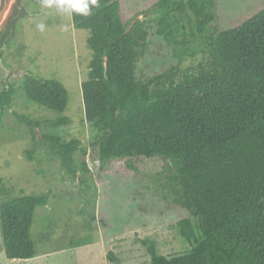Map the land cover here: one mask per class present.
<instances>
[{
	"label": "trees",
	"instance_id": "1",
	"mask_svg": "<svg viewBox=\"0 0 264 264\" xmlns=\"http://www.w3.org/2000/svg\"><path fill=\"white\" fill-rule=\"evenodd\" d=\"M253 9L225 28L218 24L217 0H157L131 23L122 22L118 0H99L89 16L71 14L73 28L89 32L92 57L81 94L85 121L96 131L91 147L97 150V179L110 162H120L114 173L127 178L143 164L161 161L169 172L163 200L186 214L175 229L189 249L167 258L156 253L153 241L141 240L149 264H264V4ZM14 18L9 15L0 31L1 46ZM149 31L178 65L137 77ZM185 62L194 65L180 68ZM20 89L26 100L54 113L68 104L66 89L54 79L24 75ZM15 94L11 85L0 92V117ZM14 117L30 135L41 125ZM69 123L61 116L48 125ZM41 144L56 153L68 177L91 173L84 161L77 164L76 155H85L79 140L44 133ZM0 195L5 257L35 258L30 228L48 196L10 197L4 186ZM105 219L101 212L102 231ZM106 257L117 261L111 252Z\"/></svg>",
	"mask_w": 264,
	"mask_h": 264
},
{
	"label": "rangeland",
	"instance_id": "2",
	"mask_svg": "<svg viewBox=\"0 0 264 264\" xmlns=\"http://www.w3.org/2000/svg\"><path fill=\"white\" fill-rule=\"evenodd\" d=\"M118 1L122 22L131 23L157 0ZM15 3L21 9L17 15ZM217 3L218 24L225 28L247 15L243 13L250 7L260 8L264 0ZM9 15L15 17V26L6 44L0 45V92L11 85L16 94L10 109L0 117V187L10 197L47 195V206L34 213L31 237L38 253L67 251L48 259L11 262L4 255L0 230V264H149L150 256L141 243L145 239L154 242L158 255L169 258L185 253L189 245L178 235L175 224L186 214L163 200L162 186L169 173L163 162H147L139 173L127 178L114 173L120 162H110L101 171V180L97 179V150L91 147L96 131L85 121L81 94L92 57L86 46L89 32L74 29L71 15L45 7L42 0H0V31L6 30L3 25ZM41 23L43 31L37 28ZM149 32L150 45L137 65V77H150L178 65L164 42ZM191 65L185 62L180 68ZM24 75L59 81L68 93L64 112L54 113L26 100L20 89ZM14 114L41 125L30 135V129ZM61 116L70 123L51 129L48 123ZM44 133L82 142L85 155L79 152L76 161H84L91 173L68 177L60 169L56 153L41 144ZM101 212L108 223L104 231L98 223ZM110 252L116 262L106 259Z\"/></svg>",
	"mask_w": 264,
	"mask_h": 264
},
{
	"label": "clouds",
	"instance_id": "3",
	"mask_svg": "<svg viewBox=\"0 0 264 264\" xmlns=\"http://www.w3.org/2000/svg\"><path fill=\"white\" fill-rule=\"evenodd\" d=\"M47 8L56 7L58 11L66 14H79L81 16H89L92 8L99 5V0H42ZM38 30L43 31L45 25L43 23L37 25Z\"/></svg>",
	"mask_w": 264,
	"mask_h": 264
},
{
	"label": "crops",
	"instance_id": "4",
	"mask_svg": "<svg viewBox=\"0 0 264 264\" xmlns=\"http://www.w3.org/2000/svg\"><path fill=\"white\" fill-rule=\"evenodd\" d=\"M70 250V249H69ZM72 250V249H71ZM67 250L66 249H62V250H59V251H51V252H42V253H38L36 251V257L33 258V259H48L50 258L51 256L53 255H59L61 253H65ZM33 259H29V260H33ZM10 261V260H9ZM11 262H19V261H16V260H12ZM21 262V261H20ZM23 262V261H22ZM25 262V261H24Z\"/></svg>",
	"mask_w": 264,
	"mask_h": 264
},
{
	"label": "water",
	"instance_id": "5",
	"mask_svg": "<svg viewBox=\"0 0 264 264\" xmlns=\"http://www.w3.org/2000/svg\"><path fill=\"white\" fill-rule=\"evenodd\" d=\"M14 6L17 8L18 12H21V9L19 8V5L17 3H15Z\"/></svg>",
	"mask_w": 264,
	"mask_h": 264
}]
</instances>
